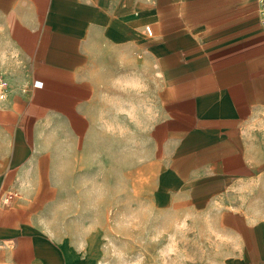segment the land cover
<instances>
[{
	"label": "crops",
	"instance_id": "obj_1",
	"mask_svg": "<svg viewBox=\"0 0 264 264\" xmlns=\"http://www.w3.org/2000/svg\"><path fill=\"white\" fill-rule=\"evenodd\" d=\"M258 0H0V264H88V216L213 213L264 264ZM88 193V195H86Z\"/></svg>",
	"mask_w": 264,
	"mask_h": 264
},
{
	"label": "rangeland",
	"instance_id": "obj_2",
	"mask_svg": "<svg viewBox=\"0 0 264 264\" xmlns=\"http://www.w3.org/2000/svg\"><path fill=\"white\" fill-rule=\"evenodd\" d=\"M151 188L142 177L140 209L122 214L88 216V197L70 201L66 235L88 264H230L236 242L216 215L186 204L155 206Z\"/></svg>",
	"mask_w": 264,
	"mask_h": 264
},
{
	"label": "built area",
	"instance_id": "obj_3",
	"mask_svg": "<svg viewBox=\"0 0 264 264\" xmlns=\"http://www.w3.org/2000/svg\"><path fill=\"white\" fill-rule=\"evenodd\" d=\"M258 5H259V16L261 20V24L264 27V0H258ZM6 89V82L5 80L0 77V95L4 92Z\"/></svg>",
	"mask_w": 264,
	"mask_h": 264
}]
</instances>
